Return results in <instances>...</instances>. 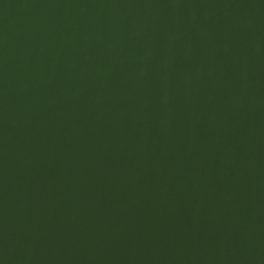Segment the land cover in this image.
Returning a JSON list of instances; mask_svg holds the SVG:
<instances>
[{"label":"water","instance_id":"obj_1","mask_svg":"<svg viewBox=\"0 0 264 264\" xmlns=\"http://www.w3.org/2000/svg\"><path fill=\"white\" fill-rule=\"evenodd\" d=\"M0 264H264V0H0Z\"/></svg>","mask_w":264,"mask_h":264}]
</instances>
